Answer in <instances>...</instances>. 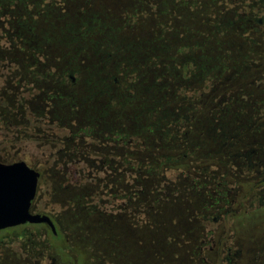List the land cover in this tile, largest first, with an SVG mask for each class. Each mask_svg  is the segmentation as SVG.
I'll list each match as a JSON object with an SVG mask.
<instances>
[{
  "label": "trees",
  "instance_id": "trees-1",
  "mask_svg": "<svg viewBox=\"0 0 264 264\" xmlns=\"http://www.w3.org/2000/svg\"><path fill=\"white\" fill-rule=\"evenodd\" d=\"M167 1L161 10L157 5L149 7L156 19L172 21L145 25L152 29V37L145 39L125 32L134 29L129 18L133 20L135 15L124 21L110 18L103 4L92 10L95 3L87 0L84 7L78 6L77 22L57 25L67 15H61L59 11L64 10L55 0H0V40L3 20L20 21L15 24L20 32L36 35L42 47L52 45L60 53L93 56L81 100L90 107L101 102L92 114L83 108L84 124L72 131L67 119L64 122V109L74 108L77 99L58 90L66 84L75 89L69 76L81 69L75 67L74 57L54 80L53 75L46 78L35 71H22L19 59L12 52L2 55L0 49V146L2 123L5 131L11 126L19 129L12 114L21 106L25 111L17 94L7 91L2 75L16 73L9 83L16 78L15 91L22 83L26 100L34 94L27 86L54 85L55 95L49 98L59 100L52 105L59 111L50 119L46 116L49 126L66 132L59 134L60 143L71 149L79 141L85 149L75 154L69 168H52L49 176L42 174L40 194L45 185L69 194L59 202L71 208L69 220L75 221L73 228L82 242L89 232L112 233L107 238L113 242L117 236L118 252L140 262L149 260L153 251L146 240L136 236L135 241L126 232L150 234L154 249L162 253L167 247L160 239L170 233L205 228L211 206H223L230 195L226 189L231 180L229 169L246 173L248 162H254L251 151L264 147V0H240L230 9L223 3L215 6L216 0H199L205 3L193 11L186 7L187 0L178 3V11H172L173 3ZM179 12L183 23L174 22ZM94 35L99 39L86 40ZM2 110L12 113L5 122ZM42 115L46 113L39 111ZM54 172L60 177L59 184L50 177ZM191 212V222L176 221ZM121 220H131L135 227L126 223L125 228H116ZM55 221L56 235L45 225H30L0 231V237L25 227L41 228L51 242L58 243L56 256L61 263L53 264H93L83 263L86 259L79 253L78 243L75 247L79 249L68 246L61 224ZM95 236L86 237L85 243L92 245ZM139 240L144 242L142 246L136 245ZM64 248L78 254L76 263Z\"/></svg>",
  "mask_w": 264,
  "mask_h": 264
},
{
  "label": "rangeland",
  "instance_id": "rangeland-1",
  "mask_svg": "<svg viewBox=\"0 0 264 264\" xmlns=\"http://www.w3.org/2000/svg\"><path fill=\"white\" fill-rule=\"evenodd\" d=\"M87 0H55L56 5H60L59 9H62L64 11H59L62 14L66 13V17L62 22H59L57 25H63L64 23L68 22H77L74 20V15L79 14L78 12V6L84 7V3ZM91 1V3H95L94 6H92V10H97L98 6H102V4L105 6L106 14L110 18H117L122 21L129 18L131 15H135V19H130V24H134V29L127 30V35H136L137 37H144L145 39L151 38L150 35L152 33V29L148 28L145 25L154 24L157 20L156 15L154 14L155 11L149 6L157 5L160 10L163 9L162 3L166 0H88ZM175 1V2H174ZM186 1V0H185ZM188 5L186 6L189 10L193 11L195 8H200V4L205 2L199 3V0H187ZM218 0L214 1V5L216 6L219 3H223L224 6L227 9L233 8L234 4L239 2L240 0H222L223 2H217ZM167 2L173 3L172 11L177 10L179 7L178 3H181V0H168ZM209 0H207L206 3H208ZM45 4V3H44ZM213 5V4H211ZM128 9V10H126ZM157 9V11L159 10ZM167 9V8H165ZM164 9V10H165ZM178 11V10H177ZM69 15V18L68 17ZM30 18V17H29ZM32 18V17H31ZM109 18V19H110ZM16 21V20H15ZM70 21V22H69ZM118 21V20H117ZM134 21V22H133ZM164 21L163 23L168 24L172 20L167 19L165 17L164 19L161 17V20ZM183 23L182 14L179 12V18L175 19L174 22H181ZM10 20H3L2 21V40H0V49H2V55L4 53L9 54L12 52V57H15L19 60H17V65H19L23 70L22 71H35L38 73L41 77L48 78L49 76L53 75L54 80L59 79L58 71L62 70V67L64 66H70L71 59L73 58V63L75 67L81 69L79 72H75L72 76L75 82V89H72L67 84L61 88H59L58 92L64 96H75L77 100H74L75 103L72 104V109L65 108L64 113L66 114V118L64 119V122L67 121L71 125V129L74 132H77L80 127L84 124L83 122V108L89 109L90 114H92V110L95 108V106L101 107V102H95L92 103V106L90 107L89 104L84 105L81 100L85 96L83 93V86L85 82V78L88 74L87 69L91 68V62L93 66V56L88 55H81L77 53H67L63 52L60 53L58 50V47L55 49L51 47H42L38 45L40 43V38H38L36 35H27L23 31L20 32V29L15 24H19L20 21H16V23L12 24L9 23ZM172 24V23H171ZM131 28V26H130ZM154 29V28H153ZM131 31V34L129 33ZM136 31V32H135ZM135 32V34H133ZM142 36H141V35ZM229 40L231 39V36L228 37ZM234 40L235 38L232 37ZM56 39V38H55ZM98 40L99 36H91L89 38H86V40ZM83 40V39H82ZM84 43V41H83ZM48 44V43H45ZM77 48V47H75ZM17 55V56H16ZM3 57V56H2ZM3 72H7L6 69L3 70ZM58 72V73H57ZM16 74V73H15ZM12 73V75H15ZM10 75V76H9ZM11 73L6 74V82L8 85V89L12 90L13 94H16L17 91L15 80L16 78H13L11 83H9V78L12 76ZM41 81V78H40ZM44 81V80H43ZM53 81V80H52ZM70 80L68 79V82ZM50 82H47L46 84L41 83L38 87H31L33 89V93L35 94L33 99L27 98V92L21 93V96H17V98H20V100L24 99L27 101V107L28 110L35 108H38L39 111L46 106V101L50 100V103L52 102H59L57 99H51L49 98L50 95H53V89L55 88L54 85L48 86ZM68 84H71L70 82ZM47 87L42 89L43 87ZM30 87V86H28ZM36 89V90H35ZM58 94V95H60ZM55 95V93H54ZM57 95V96H58ZM17 104V102H14ZM57 105V104H56ZM53 113L55 111H59L57 108L54 109L52 107ZM88 110V111H89ZM6 114H10L7 110ZM51 111V109H50ZM63 111V109H62ZM7 116V115H6ZM16 119V122L23 121V116L20 114H16L13 116ZM98 130V129H97ZM22 133V132H20ZM71 133V131L69 132ZM9 135V133H7ZM11 139L12 136L15 139H18V142H10L7 140L6 135L4 134V131L2 130V146L0 147V159L2 160V157H4L6 160H23L27 162L28 164L40 168V170L44 169L46 170L44 172L45 175H48L47 167L50 169H59V168H66L68 167V163L73 161V158L76 159V155H78L79 151H76L78 148L85 149L84 144H79L78 142H74V148L68 147V146H53L51 147L52 150L47 152V154L44 153V150H42V147H38L36 143L31 141L30 138L23 136L22 134L20 136H17L13 133H11ZM42 150V151H41ZM42 153V154H41ZM76 154V155H75ZM102 154V153H101ZM63 170V169H62ZM241 170L239 172L233 170L232 168L229 169V185L232 183L233 178H236L234 176H238L241 174ZM240 176V175H239ZM238 176V178H239ZM52 181L61 182L60 177L58 174L54 172V176L51 174ZM59 177V178H57ZM243 185V184H241ZM248 186L243 185V188L247 189ZM43 193L39 194L40 200L38 201L36 210L33 209L34 212H39L43 214H47L51 217H53L56 221H58L61 225L62 233L64 234L63 238L66 239L68 242V246H72V248L77 249L78 247L81 249L79 251L80 254H85V261L83 263H93V264H189V257L188 253H192V250L194 246L196 245L194 238L197 234L198 240H199V248L202 245V242L204 241V237L206 235L205 228H199L197 230H188V229H181L180 232L177 234L170 233V237H165L164 239H160V244L162 246L167 247L164 252L159 253L156 249H154L152 244V239L150 234L145 236H139L138 234H134L132 231L126 232V235H130V237H134V240H136V236H138L140 239H142L144 242L146 240V244L151 249V257L149 260L146 258L140 262L135 257L134 263H128V257L120 254L118 252L117 246L114 244L116 243L115 234H118V231H114V240L112 242L111 238H107L108 234L106 231H94L89 232L87 236H84L85 240L82 242L83 239L78 238L77 231L73 228V224L75 221L69 220L70 214L69 211H71V208L66 204V202H59L62 198L68 199L70 195L65 192H58L54 189L53 185H45L43 186L42 190ZM196 206V205H195ZM264 213V211H262ZM261 212V213H262ZM192 213V212H191ZM188 213L187 217H179L176 219L183 220L186 223H188V220H191L192 215L194 213ZM194 217V216H193ZM164 222L163 226L166 223V220H163ZM189 222V223H190ZM126 223L130 224V227H135L134 223L131 222V220H121L119 222L120 225L116 226V228H125L123 227L126 225ZM133 224V225H132ZM142 224V223H141ZM209 227H211L209 225ZM115 229V228H114ZM93 235H96L94 237V243L92 245H88L85 243L89 238L86 237H92ZM117 237V236H116ZM154 240V239H153ZM143 242V243H144ZM78 243V247H75V244ZM142 242H137L136 245L142 246ZM171 244L168 245L167 244ZM155 244V243H154ZM56 245V246H55ZM57 247V248H56ZM78 248V249H79ZM153 248V249H152ZM171 249V250H169ZM169 250V251H168ZM58 251V243H53L48 239L47 233L43 229H34L32 227H25L23 229H19L17 231H9L4 234H2V237H0V264H48V263H59L60 260L57 258L56 253ZM64 251L66 254L70 256L72 259L71 262H76L77 253L76 252H70L67 249ZM168 251V252H166ZM189 253V255H190ZM147 253H144L146 255ZM61 263V262H60Z\"/></svg>",
  "mask_w": 264,
  "mask_h": 264
},
{
  "label": "flooded vegetation",
  "instance_id": "flooded-vegetation-1",
  "mask_svg": "<svg viewBox=\"0 0 264 264\" xmlns=\"http://www.w3.org/2000/svg\"><path fill=\"white\" fill-rule=\"evenodd\" d=\"M5 75L6 74L2 75V81ZM69 77L71 80L73 79L71 75ZM72 81L74 82V79ZM27 88L32 89L28 86ZM21 93L22 83L19 86L16 94L17 96H21ZM34 95L35 94H33V96ZM33 96H31L32 99L34 98ZM21 102H24L23 104L25 106V111H22L23 107L21 106L22 104H20L21 108L16 114H20L21 116H23L24 120H19L15 124H20L19 129H16L18 127L11 126L10 128H7L9 130L5 131L3 130L2 123V130L4 131L6 138L8 137L7 140L10 141L12 135L11 133L17 136H20V134H22L23 136L30 138L31 141L36 143L38 147H42V150H44L45 154L52 150L51 147L53 146H65V143H60L57 140L60 139L59 134L62 135V133L65 134L66 132H64L60 128L49 126L50 124L48 120L50 119L49 117H51L53 114V103H50V100L46 101V106H44L40 110L43 113L45 112L46 115L39 116L38 108L36 109L35 107L33 108V110H28L26 106L28 102L24 99H22ZM11 114H6V111L2 110V121L5 122V119L8 118V115ZM16 114L12 115L14 116ZM46 116L49 119H47ZM14 120L16 121V119ZM7 133H9V135ZM13 138L14 137L12 136V139ZM10 142H18V139H15V141ZM78 149V151L80 152L81 149ZM251 152L254 156V162H248V167H250L248 168L249 170H247L246 173L241 172L240 176L238 175L239 178L238 176H235L236 179L232 183H230L229 186H227L226 189H228L229 191L228 194L230 193V195H228L227 197V202H224L223 206L213 204V206H211L210 211L207 213V217L210 219V221H208V223L205 225V239L202 242L201 247L199 248V240L196 234L194 238L196 245L194 246L192 253H190V251V255L188 253L189 264H264V213L262 212L264 211V147H259ZM74 157L77 158V156ZM15 162L19 161H9L6 160L4 157H2V160L0 159V163L3 164H12ZM25 163L31 169L39 173V187V183L42 179V174H45L44 172L46 170H40V168H36L28 164L27 162ZM70 163L72 164L73 161ZM70 163L68 164V167L59 168L57 170H65L69 168ZM48 170L51 171L52 168L50 169L49 167H47V171ZM241 184L248 186L247 189H244L243 185ZM38 187L36 197L31 205V212L35 214L47 215L39 213L37 211H33V209L36 210V204H38V201L41 198H39L40 191ZM49 217L52 222L53 220H55L53 217ZM209 225L211 227H209ZM23 226H30V224H26ZM127 250H129V248ZM128 260V263H134V256L130 255Z\"/></svg>",
  "mask_w": 264,
  "mask_h": 264
},
{
  "label": "water",
  "instance_id": "water-1",
  "mask_svg": "<svg viewBox=\"0 0 264 264\" xmlns=\"http://www.w3.org/2000/svg\"><path fill=\"white\" fill-rule=\"evenodd\" d=\"M38 179L39 173L24 161L0 163V231L26 224H45L56 234L49 216L31 212Z\"/></svg>",
  "mask_w": 264,
  "mask_h": 264
}]
</instances>
